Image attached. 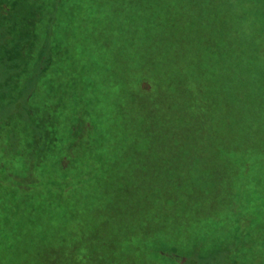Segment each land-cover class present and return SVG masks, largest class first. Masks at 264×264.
I'll use <instances>...</instances> for the list:
<instances>
[{
	"label": "trees",
	"instance_id": "trees-1",
	"mask_svg": "<svg viewBox=\"0 0 264 264\" xmlns=\"http://www.w3.org/2000/svg\"><path fill=\"white\" fill-rule=\"evenodd\" d=\"M211 1L0 0V264L26 237L1 225L28 201L25 215L66 220L37 264H264V122L223 102ZM50 69L66 86L48 94ZM65 103L66 135L79 112L95 120L92 146L62 145Z\"/></svg>",
	"mask_w": 264,
	"mask_h": 264
},
{
	"label": "rangeland",
	"instance_id": "rangeland-1",
	"mask_svg": "<svg viewBox=\"0 0 264 264\" xmlns=\"http://www.w3.org/2000/svg\"><path fill=\"white\" fill-rule=\"evenodd\" d=\"M217 1L218 0H212L211 2H209V6L205 8L206 16L203 15V22L205 27L201 30L202 32H205L206 29L208 30V36H205L207 40H209L213 44H217L219 43V41H221L222 46L224 47V51H222L223 47H221L219 43V46H217L215 50L216 53H213L211 55V58H213V64L210 67L211 71L215 72L216 74H221V81L224 83V86H220L218 90L221 92V94H224L223 102L230 105L228 103V99L231 95L233 102L230 106L238 107L246 113L241 114L242 117L240 116V118H242V120L246 119L249 108L252 110L253 106L256 109V113L258 114L257 118L259 119L260 129L263 130V124L261 125V122H264V0H222L221 2L219 1L218 5H216L215 3ZM231 7L233 8V11ZM235 8L238 9L237 12L234 11ZM198 11H200V9ZM235 13L237 14L235 15ZM224 14L227 16L225 20ZM234 19L239 20V24L237 23L238 25H240L241 23V25H245V27H243V31L241 30V28H237V30L239 29V31H241V34L235 42L230 43V38L225 37V35H227V33H225V28L227 26L225 23L231 21L236 22V20ZM221 21L222 24H219L221 23ZM257 32L260 35H258L257 38L254 39ZM64 34L65 37L63 38L62 46L60 47L61 51L62 49H66V44H64V41H66V31H64ZM201 34L202 33H198L199 39L202 38ZM67 40L71 44H73V41L71 39L68 38ZM60 49L58 48L59 53H61ZM77 53L78 52H76L75 54ZM214 59L215 62L216 59L219 60V63L221 64L215 63ZM257 60L258 62H256ZM61 62L66 65V53L63 55ZM78 63H80L81 65V59H79ZM206 64L209 63L207 62ZM216 64H218V67L216 66V69L219 68V70H212V68H214V65ZM62 71L64 72L65 70ZM55 75V71L50 69L45 75L46 79L38 80V82L40 83L39 85L42 86L43 89L45 88L44 92L49 94V87L51 85L53 86V78ZM65 86L66 81H63V83L57 82L56 84H54L53 90L55 91L56 89H63ZM20 88L21 87H19V89ZM238 90L240 91V93ZM147 96H151V93H148ZM252 96L257 98V101H255L257 102V104H254V99H251ZM59 109H61V114L64 113L61 117V122H64L61 125L63 132L62 136H64L61 142L62 145L68 148L67 136H71L70 138H72L71 141L73 142V144L71 145L73 147L75 146L76 148H82L86 145L92 146V142L96 143V140L99 136V131H97L98 127H96L97 125H95L94 123L95 120H91L89 119L90 117L88 115L86 116V114L83 115V113L79 112L77 115V120L73 121V132L66 135V121L68 123V121L70 120V114L66 112V103L61 105ZM30 110H32L31 107ZM225 111L226 113L228 112L227 110ZM6 112L8 111H5L4 113L0 112V115L2 116L0 118H2V121L4 117L10 116H6ZM12 117L13 116H11L10 118ZM60 164L66 167V156H63L61 158ZM64 173L66 174V172H57L55 170L50 172V175L56 181V183H64L58 184V186L60 187L66 185V180H64L66 175L65 177L61 176ZM8 183L19 184L17 183V181L13 180H9ZM36 184L32 185L35 194L37 193ZM82 185L83 184H80L79 188ZM262 187H264L263 184H261V188ZM68 188L69 187H67V189ZM77 188L78 185L73 187V189ZM262 190H264V188H262ZM29 203L30 201H28L27 204L26 202L21 203L23 208H21V211L17 212V218L12 222H7V226L1 225V228L5 229V231L13 228L15 225V229H19L20 234L22 233V236H26L21 242H18L15 247L17 248L16 251L19 252L17 259L11 261L8 264H37L38 256L41 253L54 249L57 239L60 238L62 233L66 232V220L62 223H58V225L56 226H53L52 223L51 215H53V212H59L60 208L59 210H55L54 208H49L47 206L48 208H43V210L45 211L41 216L37 215L35 212L31 215H25L24 211H27V206L29 205ZM30 206L33 205L31 204ZM30 206L29 209H31ZM50 224L52 227L50 226ZM38 225L41 226V232H38V235H36L35 233L39 230ZM60 229L64 230L59 231ZM23 256L27 257V259L25 260Z\"/></svg>",
	"mask_w": 264,
	"mask_h": 264
}]
</instances>
